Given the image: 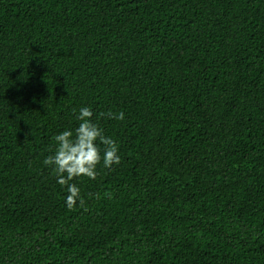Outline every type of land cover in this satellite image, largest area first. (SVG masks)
Returning a JSON list of instances; mask_svg holds the SVG:
<instances>
[{"label": "trees", "instance_id": "obj_1", "mask_svg": "<svg viewBox=\"0 0 264 264\" xmlns=\"http://www.w3.org/2000/svg\"><path fill=\"white\" fill-rule=\"evenodd\" d=\"M85 106L120 163L69 211ZM0 264H264V0H0Z\"/></svg>", "mask_w": 264, "mask_h": 264}, {"label": "clouds", "instance_id": "obj_2", "mask_svg": "<svg viewBox=\"0 0 264 264\" xmlns=\"http://www.w3.org/2000/svg\"><path fill=\"white\" fill-rule=\"evenodd\" d=\"M75 119L80 121L78 127L65 130L54 136L56 149L53 155L46 157L44 165L50 166L54 172L57 183L66 190L65 205L69 211L85 206L81 197L80 188L73 183L76 178L87 177L95 180L97 165L102 161L105 168L120 163L117 144L114 139L105 136L103 129L92 120V110L85 106L78 111L73 110ZM114 120H123L124 113H101ZM99 142V143H98ZM99 145H103V152Z\"/></svg>", "mask_w": 264, "mask_h": 264}]
</instances>
